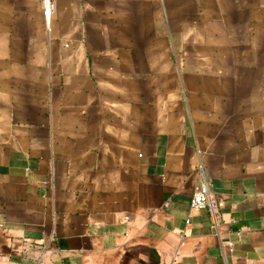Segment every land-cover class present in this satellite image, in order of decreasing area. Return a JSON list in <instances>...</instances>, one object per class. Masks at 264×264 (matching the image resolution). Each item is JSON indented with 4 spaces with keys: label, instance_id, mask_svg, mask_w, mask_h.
Masks as SVG:
<instances>
[{
    "label": "crops",
    "instance_id": "crops-1",
    "mask_svg": "<svg viewBox=\"0 0 264 264\" xmlns=\"http://www.w3.org/2000/svg\"><path fill=\"white\" fill-rule=\"evenodd\" d=\"M51 1L0 0V264H264V0Z\"/></svg>",
    "mask_w": 264,
    "mask_h": 264
},
{
    "label": "built area",
    "instance_id": "built-area-1",
    "mask_svg": "<svg viewBox=\"0 0 264 264\" xmlns=\"http://www.w3.org/2000/svg\"><path fill=\"white\" fill-rule=\"evenodd\" d=\"M42 1L44 5L43 15L45 16L46 21H48L53 10V3L51 0ZM190 206L194 209H206L213 218V225L217 223L219 219L217 200L207 188L197 189L191 194ZM230 246H232V243H230Z\"/></svg>",
    "mask_w": 264,
    "mask_h": 264
}]
</instances>
